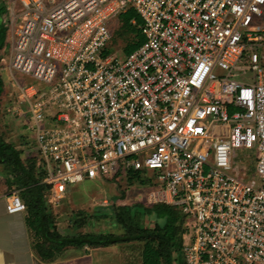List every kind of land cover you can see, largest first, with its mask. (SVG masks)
<instances>
[{"label": "built area", "instance_id": "built-area-1", "mask_svg": "<svg viewBox=\"0 0 264 264\" xmlns=\"http://www.w3.org/2000/svg\"><path fill=\"white\" fill-rule=\"evenodd\" d=\"M130 9L144 42L112 53L109 23ZM263 17L264 0H17L8 67L47 206L143 171V204L186 216L185 264H264ZM5 199L26 211L19 190Z\"/></svg>", "mask_w": 264, "mask_h": 264}, {"label": "trees", "instance_id": "trees-1", "mask_svg": "<svg viewBox=\"0 0 264 264\" xmlns=\"http://www.w3.org/2000/svg\"><path fill=\"white\" fill-rule=\"evenodd\" d=\"M119 19L121 29L117 36L124 41L123 52L130 54L144 42L139 30L131 24L133 19L141 24V18L133 9H130L121 14ZM8 37L9 21L4 22L0 14V51L4 48L9 50ZM4 93L5 82L0 75V110ZM23 152L13 143L0 137V165L5 168L11 184L19 190V196L26 206V226L32 238L34 252L41 260L51 262L68 247L103 248L140 242L142 243L141 264H185L178 251L182 247L186 216L179 208L171 205L148 206L140 203L116 205L114 203L110 213L97 211L95 216H111L115 223L123 228L122 234L99 232L67 235L62 233L57 224L51 221L48 213L49 207L45 202L48 188L42 182L45 170L39 164L37 156L25 157ZM123 180L135 186L150 185L143 171H127L123 174ZM134 208H141V211L133 212ZM79 216L74 220L77 225L82 226L89 223L88 215L81 212ZM145 216H154L150 225L145 224Z\"/></svg>", "mask_w": 264, "mask_h": 264}, {"label": "rangeland", "instance_id": "rangeland-1", "mask_svg": "<svg viewBox=\"0 0 264 264\" xmlns=\"http://www.w3.org/2000/svg\"><path fill=\"white\" fill-rule=\"evenodd\" d=\"M17 7V0H0V14L4 22L9 21L11 11ZM264 24V17L260 21ZM109 29L115 32V39L110 44L112 53H122L124 41L117 36L121 29V23L113 21L109 23ZM9 40V37H8ZM9 54L6 48L0 51V75L5 82V93L1 100L0 110V137L13 143L18 149L29 148L28 143L36 142V133L29 128L31 122L24 111L26 106L20 104L16 98V90L11 73L9 71ZM23 85L34 84L38 88L45 85L37 80L30 79L20 72L14 75ZM31 149V148H30ZM249 154L256 156L257 151L239 150L238 155L244 158ZM23 156H27L23 152ZM13 186V187H12ZM17 189L7 178L5 168L0 165V195ZM123 194V195H122ZM145 189L141 185H133L121 179L120 181L98 179L87 180L69 186L67 197L56 209H48L51 221L57 224L60 231L67 235H79L88 233L110 232L122 234L123 228L116 224L111 216L105 215L96 217L97 211L100 213H110L113 204L116 205H137L145 203ZM141 211V208H134L133 212ZM89 216V223L80 226L75 223V218L79 214ZM154 220V216L144 217L146 225ZM88 221V220H87ZM186 231V229H185ZM185 233V232H184ZM90 248V247H89ZM142 243L133 242L130 244H120L113 251H105L104 259L108 258L103 264H141Z\"/></svg>", "mask_w": 264, "mask_h": 264}, {"label": "crops", "instance_id": "crops-1", "mask_svg": "<svg viewBox=\"0 0 264 264\" xmlns=\"http://www.w3.org/2000/svg\"><path fill=\"white\" fill-rule=\"evenodd\" d=\"M11 192V191H10ZM0 195V264H103L105 251L118 246L103 248H66L51 262L41 260L32 247V238L25 222V212L8 214L5 196Z\"/></svg>", "mask_w": 264, "mask_h": 264}]
</instances>
